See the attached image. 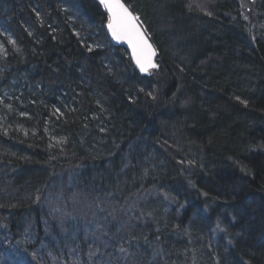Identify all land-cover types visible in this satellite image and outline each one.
<instances>
[{
	"label": "trees",
	"instance_id": "trees-1",
	"mask_svg": "<svg viewBox=\"0 0 264 264\" xmlns=\"http://www.w3.org/2000/svg\"><path fill=\"white\" fill-rule=\"evenodd\" d=\"M124 1L147 76L94 0H0V264H264V162L229 159L264 147V29L240 0Z\"/></svg>",
	"mask_w": 264,
	"mask_h": 264
},
{
	"label": "snow or ice",
	"instance_id": "snow-or-ice-1",
	"mask_svg": "<svg viewBox=\"0 0 264 264\" xmlns=\"http://www.w3.org/2000/svg\"><path fill=\"white\" fill-rule=\"evenodd\" d=\"M100 3L110 14L108 28L111 30L112 36L118 41H126L132 47L133 56L140 70L148 72L150 68L158 67L153 60L156 51L149 43L142 26L138 23V17L129 11L122 0H100ZM10 42L15 44V41ZM2 51L4 49L0 46V52ZM57 111L59 110L57 109ZM121 251H125V249L121 248Z\"/></svg>",
	"mask_w": 264,
	"mask_h": 264
},
{
	"label": "bare ground",
	"instance_id": "bare-ground-1",
	"mask_svg": "<svg viewBox=\"0 0 264 264\" xmlns=\"http://www.w3.org/2000/svg\"><path fill=\"white\" fill-rule=\"evenodd\" d=\"M95 1V0H94ZM124 1V0H123ZM96 2V1H95ZM125 2V1H124ZM97 3V2H96ZM126 3V2H125ZM98 4V3H97ZM99 5V4H98ZM128 5V4H127ZM100 6V5H99ZM129 6V5H128ZM130 7V6H129ZM103 8V7H102ZM131 8V7H130ZM104 10V9H103ZM132 10V8H131ZM249 10V15H248V19L247 21H244V26L242 29L247 31V32H262L263 29H264V23L263 21L260 19V15H259V11L255 8V7H250ZM105 11V10H104ZM251 11V12H250ZM134 12V11H132ZM106 13V12H105ZM135 13V12H134ZM136 14V13H135ZM140 16V15H139ZM141 19V18H140ZM108 22V21H107ZM243 24V22H242ZM143 25V23H142ZM263 27V28H262ZM143 28L145 30V32H147V29H146V26L143 25ZM230 32L233 33V34H237L239 36H241L242 38L246 37L244 32L241 30L240 27H238L236 25L235 26H232L230 27ZM111 43V42H110ZM112 45V44H111ZM128 54V53H127ZM158 57V56H157ZM159 58V57H158ZM159 61V60H158ZM159 66V64H158ZM155 70V69H153ZM153 70H150V74ZM262 128V131L260 132L259 136L257 137V139H260L262 140V136L263 133H264V121H261V126ZM256 146H257V143L256 142H253L251 144V147L248 149V151H242L240 154H238L237 156H230L229 159H231L232 161L234 162H238V160L240 158L243 159V162H251L250 160L254 161V163H257V162H264V147H260L259 149H256ZM250 165V164H249ZM255 175V174H254ZM256 176V175H255ZM259 206L263 207L262 204H259ZM264 209V207H263Z\"/></svg>",
	"mask_w": 264,
	"mask_h": 264
},
{
	"label": "water",
	"instance_id": "water-1",
	"mask_svg": "<svg viewBox=\"0 0 264 264\" xmlns=\"http://www.w3.org/2000/svg\"><path fill=\"white\" fill-rule=\"evenodd\" d=\"M100 6L103 7V9L105 10L107 16H108V22L104 25L105 27V30H106V34L108 36V38L110 39V42L112 45L116 46V47H121V48H125L127 53H128V56L129 58L131 59V63L133 65V68L135 70H137L141 75L143 76H147L150 74V70H158V67L156 68H150L148 72H142L140 70V67L137 65L136 63V60L133 56V51H132V47L126 42V41H118L116 40L113 36H112V33H111V30L108 28V23H109V18H110V14L108 13V11L105 9V7L100 3V0H95ZM122 2L125 4L126 7H128L129 11L135 16V17H138V23L142 26V30H144L143 28V25H142V21L140 19V16L135 14L134 12H132L131 8L122 0ZM145 31V30H144ZM145 35L148 37V40H149V43L152 44L153 48L155 49L156 51V55L154 56L153 60H154V63L158 65V60L159 58L157 57L158 56V49L156 48V46H154V44L152 43L151 39H150V36H148V33L145 32Z\"/></svg>",
	"mask_w": 264,
	"mask_h": 264
},
{
	"label": "rangeland",
	"instance_id": "rangeland-1",
	"mask_svg": "<svg viewBox=\"0 0 264 264\" xmlns=\"http://www.w3.org/2000/svg\"><path fill=\"white\" fill-rule=\"evenodd\" d=\"M246 10L250 9V7H255L257 0H240ZM249 11V10H248ZM251 12V11H250ZM263 28V27H262Z\"/></svg>",
	"mask_w": 264,
	"mask_h": 264
}]
</instances>
